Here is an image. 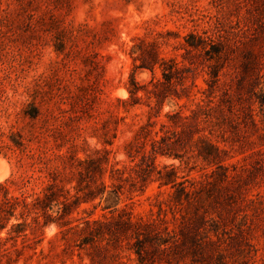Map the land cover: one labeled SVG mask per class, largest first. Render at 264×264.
I'll list each match as a JSON object with an SVG mask.
<instances>
[{
  "label": "rangeland",
  "instance_id": "obj_1",
  "mask_svg": "<svg viewBox=\"0 0 264 264\" xmlns=\"http://www.w3.org/2000/svg\"><path fill=\"white\" fill-rule=\"evenodd\" d=\"M232 27L241 29L246 48L262 52L259 74L264 90V0H0V162L5 164H0V175L6 174L0 180V201L19 196L26 179L39 191V178L54 171L71 193L74 186L89 185L79 192V203L71 204L58 224L44 227L30 247L23 248L20 237L5 239L10 228L23 221L17 207L0 229V264H139L129 233L113 236L97 228L103 237L81 245L91 240L85 220L116 218L104 209L113 198L85 200L84 194L95 192L100 183L107 191L121 185L116 207L132 201L133 222H149L157 207H165L168 186L150 182L140 193L123 182L128 172L110 176V165L120 170L129 163L128 144L149 112L143 91L137 94L141 102L130 105V77L139 85L163 82V62L187 65L182 48L187 34ZM204 71L193 79L197 88L206 87ZM240 79L231 82L233 110L240 117L230 128L235 143L224 162L234 164L229 172L238 177L212 206H204L208 217L227 232L219 229V239L211 236L216 244L202 252L176 247L169 253H151L153 262L146 259L145 264H264V107L260 111L254 102L259 88L247 90ZM223 80L228 78L221 76ZM182 104H188L185 97H167L153 118V131L167 122L166 113ZM94 160L101 171L81 179L77 170ZM155 165L175 167L178 177L187 174L173 158L157 156ZM198 167L187 177L198 179Z\"/></svg>",
  "mask_w": 264,
  "mask_h": 264
},
{
  "label": "trees",
  "instance_id": "obj_2",
  "mask_svg": "<svg viewBox=\"0 0 264 264\" xmlns=\"http://www.w3.org/2000/svg\"><path fill=\"white\" fill-rule=\"evenodd\" d=\"M240 31L241 29L232 27L229 30L205 31L202 35L189 33L185 36L182 47L187 65L179 67L173 60L163 62V82L151 80L148 84L139 85L133 76L130 77V105L141 102L142 98L137 94L143 91L149 112L146 123L128 144L129 163L120 170L110 165V176L122 171L128 172L123 182H129L130 190L140 193H143L150 182H157L158 187L168 186L171 189L170 200L165 207H157L154 218L149 222H143L141 219L133 222L129 210L132 201L122 209L116 207L120 202L121 185L117 186L116 190L107 191V187L100 183L95 192L90 190L83 198L86 200L100 196L104 197L105 201L113 198V202L104 209L116 213V218L112 222L85 220L84 224L90 228L91 240L83 241L81 245L91 244L92 238L103 237V232L97 228H103L106 234L113 236L129 233V236L133 237L130 249L139 264H145L146 259L153 262L151 253H169L176 247H186L191 254L202 252L204 247L216 244V240L211 236L219 239V229L223 233L227 232L220 228L222 225L219 221L208 217L204 206H212L221 191L228 189L238 177L237 174L229 172L234 164L224 163L230 158L235 143L230 128L233 123H238L240 117L239 113L233 110L235 105L231 98L232 79L241 78L239 84L247 90L259 88L257 94L253 93L254 102L259 103L260 111L264 107V90L260 87L262 76L259 74V56L262 52L256 54L246 48V43L239 35ZM238 57L236 68L234 60ZM224 68L226 71H223ZM198 71H204L207 75L204 79L205 88H197L193 83ZM221 76H226L228 80L221 81ZM187 80L190 81L189 84L184 83ZM244 81L247 82L245 85ZM193 88L196 90L193 91ZM170 94L178 99L185 97L188 104H182L176 111L166 113L167 122L161 123L159 129L153 131L156 124L153 118L158 116V110ZM224 107L228 114H224ZM252 112L248 107L247 114L251 122ZM261 142L264 144V140ZM178 150L183 153L180 154ZM157 156L178 160L184 165L187 174L178 177L177 169L171 165L157 167ZM198 161L200 163L197 165ZM89 163L82 167V170H77L81 179L88 177L95 170L102 169L97 160ZM196 167L201 172L198 179L187 177ZM209 167L213 169L207 170ZM39 180V191L31 188V182L26 179L22 182L25 189L19 196H4L0 201V229L8 220V216H13L15 209L21 207L20 215L24 216L23 221L11 227L5 239L14 240L20 237L23 248L34 244L44 227L50 223L58 224V221L70 212L71 204L76 206L79 203V192L89 186H74L71 193L60 184V174L57 171L49 172ZM132 198L129 197V200ZM167 212L171 214L170 220L167 218ZM217 217L221 220L219 215ZM218 264L223 263L219 260Z\"/></svg>",
  "mask_w": 264,
  "mask_h": 264
},
{
  "label": "bare ground",
  "instance_id": "obj_3",
  "mask_svg": "<svg viewBox=\"0 0 264 264\" xmlns=\"http://www.w3.org/2000/svg\"><path fill=\"white\" fill-rule=\"evenodd\" d=\"M0 164L2 165V166H5V164L3 163V162H0ZM4 170V169H3ZM1 172H2V170H1ZM8 174V173H7ZM6 176V174H2V175H0V180L2 179V178H4Z\"/></svg>",
  "mask_w": 264,
  "mask_h": 264
}]
</instances>
